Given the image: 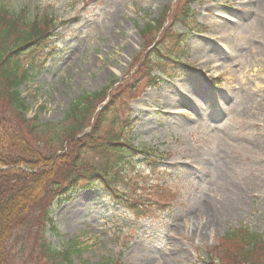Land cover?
Wrapping results in <instances>:
<instances>
[{
  "label": "rangeland",
  "instance_id": "obj_1",
  "mask_svg": "<svg viewBox=\"0 0 264 264\" xmlns=\"http://www.w3.org/2000/svg\"><path fill=\"white\" fill-rule=\"evenodd\" d=\"M171 1L0 0L15 13L45 10L53 18L54 50L37 59L19 89L28 117L60 121L82 93L129 80L138 62L156 56L160 33L155 40L142 33L156 21L172 24L178 9L165 15ZM187 2L193 23L174 27L186 36L179 65L164 59L159 66L169 78L141 87L127 126L114 130L158 156L154 165L136 158L119 188L138 199L137 208L160 211L137 219L98 186L60 196L51 207L54 232L45 237L57 250L71 249L72 264H203L199 254L233 230L264 239V37L253 23V2ZM204 105L209 116L192 127Z\"/></svg>",
  "mask_w": 264,
  "mask_h": 264
},
{
  "label": "trees",
  "instance_id": "obj_2",
  "mask_svg": "<svg viewBox=\"0 0 264 264\" xmlns=\"http://www.w3.org/2000/svg\"><path fill=\"white\" fill-rule=\"evenodd\" d=\"M187 6V0H172L165 12L178 9L172 24L146 25L142 35L154 33L155 40L160 33L154 46L156 56L148 55L145 64L138 62L129 80L82 93L60 121L42 123L27 116L29 107L19 88L34 74L37 59L50 54L53 18L45 10H37L32 17L23 9L15 13L0 2V264L27 260L72 264L71 249L57 250L45 237L46 230L54 232L51 207L62 195L98 186L110 193L125 214L137 219L160 211L159 207L154 211L137 208L138 199L119 188V176L136 158H150L154 165L158 156L135 149L114 130L127 126L128 105L140 96V90L160 82L154 71L162 77L171 74L159 66L163 60L171 58L179 64L177 56L182 54L186 36L174 27L189 28L193 23ZM199 256L203 264H264V239L246 229L233 230L217 247Z\"/></svg>",
  "mask_w": 264,
  "mask_h": 264
},
{
  "label": "bare ground",
  "instance_id": "obj_3",
  "mask_svg": "<svg viewBox=\"0 0 264 264\" xmlns=\"http://www.w3.org/2000/svg\"><path fill=\"white\" fill-rule=\"evenodd\" d=\"M250 1L253 2L252 5H253V10H254V14H253V16H254V21H253L254 26L256 27V31L264 37V0H250ZM219 22L217 24L218 27H224L223 25L226 24L227 19L222 18ZM228 25L229 24H227V26ZM236 27H238V26L236 25ZM262 40H263V43H264V39H262ZM263 53H264V51H263ZM215 66L219 67L218 63H216ZM261 84H262V82H261ZM150 97L151 96H149L147 98H150ZM145 101H146V99H145ZM200 109H201V106H200ZM207 109L208 108L206 107V105H204V107L201 110H198V111H196V109L194 108V111H196V112H195L194 117L192 118V127H197L199 123L204 121L203 118L209 116V114L206 113ZM225 124H226V117L222 118L221 121H220V125H225Z\"/></svg>",
  "mask_w": 264,
  "mask_h": 264
}]
</instances>
